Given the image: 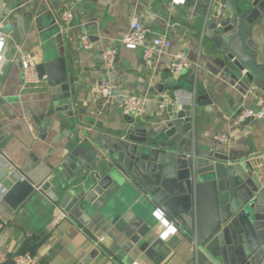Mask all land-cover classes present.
<instances>
[{"label":"crops","instance_id":"0c3cea01","mask_svg":"<svg viewBox=\"0 0 264 264\" xmlns=\"http://www.w3.org/2000/svg\"><path fill=\"white\" fill-rule=\"evenodd\" d=\"M55 1L47 7L40 0H6L5 10L1 14L2 17L11 9L20 10V15L26 16V29L22 34L9 35L6 60L0 72V199L15 183L21 181V176L34 186L42 187L44 192L56 180V169L68 155V137L62 135L58 138L56 133L50 132L43 134L39 126L38 119L45 114L52 98L47 84V87L42 85L25 89L23 69L18 66L20 49L35 51L38 65L45 58H57L58 50L54 42H51L47 52L41 47L45 38L49 37L41 29L53 24L60 27V15L63 11L72 10L75 4L74 0ZM215 1L225 7L228 0ZM212 2L188 0L186 6H174L171 0H92L87 2L83 11L74 14L73 28L65 35L66 48L71 68L84 83L75 94L77 105L88 122L85 130L88 134L100 137L126 132L129 124L122 114L121 105L125 95L148 99L149 112L144 121L138 123L143 130L164 122L166 112L159 109L163 98L168 100L170 112L172 107L177 108L173 103L177 101V95H183L184 111L188 116H193L197 141L202 146H216L227 156L240 161L264 154V120L250 125H245V122L241 125L233 123L241 110L262 108L264 103L260 98L245 96L240 86H233L235 84L226 71L213 58L209 40L202 41L203 16L200 15L206 14ZM48 8L58 15V21L46 15L40 27L38 15L47 13ZM135 20L155 33L166 34L172 39V47L157 58L153 69L145 66L142 51H130L121 45V39ZM83 36L95 43L93 50L83 49ZM250 37L264 60V20L253 26ZM110 47L118 48L119 54L117 69L108 77L102 50ZM181 51L201 67L188 71L174 86L170 83L174 80L170 63L172 57ZM104 82L110 83L115 104L102 109L97 98V87ZM180 85L184 89H174ZM201 95H205L206 99L199 102ZM218 134H227L230 143L217 144ZM85 137L87 134L82 136ZM8 161L15 165V175H9L6 169ZM56 207L59 206H52L43 193L35 190L34 196L8 222L0 219L2 251L12 255L24 251L33 253L42 264H194L193 246L179 226L167 216L177 228V233L169 239H160L162 227L154 215L150 216L153 231L146 240L153 247V259L133 261L128 254L121 252L111 234L102 236L103 243L95 246L100 239L86 229L84 231L83 227L74 226L72 220L79 221L60 207L68 217L59 220V208ZM157 209H153L152 213ZM138 212L135 207L126 210L120 223L122 232L132 234L142 227L146 229L137 221L141 216ZM118 239L124 237L119 234Z\"/></svg>","mask_w":264,"mask_h":264},{"label":"water","instance_id":"95a60500","mask_svg":"<svg viewBox=\"0 0 264 264\" xmlns=\"http://www.w3.org/2000/svg\"><path fill=\"white\" fill-rule=\"evenodd\" d=\"M40 1L47 7L56 3ZM218 3L213 0L200 15L202 41L209 40L213 58L233 86H240L245 96L252 88L264 94V60L250 37L253 26L264 20V0H228L222 14L213 17L210 11ZM19 11L11 9L1 17L8 36L26 29V16ZM46 12L38 15L40 27L46 15L54 18L49 8ZM57 27L41 29L49 36L41 47L48 51L54 42L57 58H45L37 67L52 97L39 126L43 134L70 140L56 180L43 192L50 204L66 210L79 221L70 218L74 226L97 239L111 234L133 261L153 259L146 240L153 231L149 218L153 209L162 208L193 246L194 264H264V154L240 161L216 146H202L193 116L173 107L163 123L148 130L139 128L141 120H131L126 132L92 137L85 131L88 122L75 94L84 83L70 66L67 32ZM18 66L23 69L20 61ZM1 81L0 75V89ZM204 99L201 95L198 101ZM34 194L29 181L15 183L0 199V219L8 222ZM132 207L145 218L138 216L137 221L146 227L134 235L120 228ZM119 234L124 239H118Z\"/></svg>","mask_w":264,"mask_h":264},{"label":"built area","instance_id":"2783aa9c","mask_svg":"<svg viewBox=\"0 0 264 264\" xmlns=\"http://www.w3.org/2000/svg\"><path fill=\"white\" fill-rule=\"evenodd\" d=\"M47 1V0H43ZM92 0H76V3L81 5ZM174 6H186L188 0H171ZM224 6L218 3L216 6H212L210 14L214 16H220L222 14ZM55 20L58 21V15L52 12ZM61 22L60 28L63 33L70 31L73 28L75 16L72 10L63 11L60 15ZM4 22L0 18V72L3 64L6 60V49L8 46V35L3 31ZM121 45L130 51H142V59L146 67L153 69L156 67L157 58L162 55L166 50L170 49L173 45L172 39L166 34H157L151 28L143 25L140 21L135 20L131 23L129 31L121 39ZM81 46L84 50L91 51L95 48L93 43L87 36L81 38ZM118 48H106L102 50V59L104 62V69L108 77L114 73L117 69L118 61ZM18 60L23 65L24 73V88L28 89L32 86H46L45 78H41L38 72L37 56L35 51L26 52L23 49L19 50ZM199 63L192 62L185 52L181 51L172 57L170 63V71L174 79H181L188 71L193 69H200ZM47 87V86H46ZM248 98H260L264 103V94L258 93L255 88H252L247 94ZM97 98L101 102L102 109L115 104V96L109 82L100 83L97 87ZM170 102V101H169ZM177 111H184V96L177 95V101L175 100ZM262 103V104H263ZM122 114L127 119L128 123L131 120L144 121V118L148 114V99L136 95H125L122 100ZM168 100L159 104V109L162 112L168 110ZM262 108H245L241 110L233 120L235 125H241L247 120L255 122L264 120V105ZM216 141L219 144L230 143V137L227 134L216 135ZM2 153L0 152V156ZM6 169L9 175H15L17 172L15 165L8 161ZM261 178L264 180V172L261 173ZM21 181H24V176L20 177ZM37 192L43 193V188L34 186ZM59 208V207H56ZM153 215L162 227V233L159 235L160 239L166 240L174 236L177 233V228L171 224L166 218V213L162 208H158ZM67 215L62 210L58 209L59 220L67 219ZM104 239L101 238L95 243V246L101 245ZM9 261H13L14 264H42L40 259L32 253L25 254H10L6 251H0V264H6Z\"/></svg>","mask_w":264,"mask_h":264},{"label":"rangeland","instance_id":"374dc122","mask_svg":"<svg viewBox=\"0 0 264 264\" xmlns=\"http://www.w3.org/2000/svg\"><path fill=\"white\" fill-rule=\"evenodd\" d=\"M5 4H6V0H0V17H1V14L4 12V8H5ZM74 4H75V6H74V8H71L72 9V11L74 12V14L75 13H79L80 11H83V9L87 6V3H82V5H78L77 3H76V0H74ZM117 92V91H116ZM165 101V99L163 98L162 99V101L161 102H164ZM35 120V122L37 123V120H36V118L34 119ZM1 247V246H0ZM0 251H2V248H0Z\"/></svg>","mask_w":264,"mask_h":264},{"label":"trees","instance_id":"16d2710c","mask_svg":"<svg viewBox=\"0 0 264 264\" xmlns=\"http://www.w3.org/2000/svg\"><path fill=\"white\" fill-rule=\"evenodd\" d=\"M25 253H27L26 251H24V252H21L20 254H25ZM33 254V253H32ZM34 255V254H33Z\"/></svg>","mask_w":264,"mask_h":264}]
</instances>
